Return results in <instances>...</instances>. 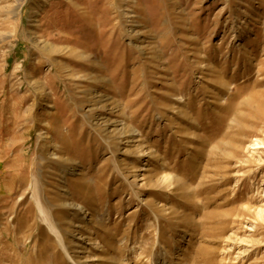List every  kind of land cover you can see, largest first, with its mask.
I'll return each instance as SVG.
<instances>
[{
    "label": "rangeland",
    "instance_id": "rangeland-1",
    "mask_svg": "<svg viewBox=\"0 0 264 264\" xmlns=\"http://www.w3.org/2000/svg\"><path fill=\"white\" fill-rule=\"evenodd\" d=\"M0 264H264V0H0Z\"/></svg>",
    "mask_w": 264,
    "mask_h": 264
},
{
    "label": "bare ground",
    "instance_id": "bare-ground-1",
    "mask_svg": "<svg viewBox=\"0 0 264 264\" xmlns=\"http://www.w3.org/2000/svg\"><path fill=\"white\" fill-rule=\"evenodd\" d=\"M202 76H203V75H200V78H201ZM39 207H40V210H41L42 214L46 215L45 210H44V208L41 206L40 203H39ZM49 226H50V229L54 232V234H56V235L58 236V238L60 239L59 241L61 242L63 248L67 251L66 246H65V245L63 244V242H62V239H61V235H60L59 230H58V229L56 228V226H55L54 224H52V223H50ZM67 254H68V253H67Z\"/></svg>",
    "mask_w": 264,
    "mask_h": 264
}]
</instances>
